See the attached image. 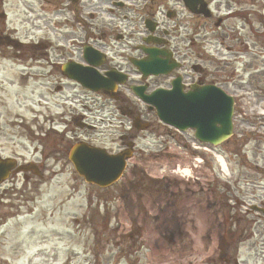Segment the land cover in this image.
I'll return each mask as SVG.
<instances>
[{
	"label": "rangeland",
	"instance_id": "374dc122",
	"mask_svg": "<svg viewBox=\"0 0 264 264\" xmlns=\"http://www.w3.org/2000/svg\"><path fill=\"white\" fill-rule=\"evenodd\" d=\"M231 1L213 0L210 5L215 20L229 17L212 34L210 66L224 70L228 77L237 73L241 77L224 86L238 97L233 140L212 150L223 156L225 165L194 142L192 131L180 133L149 113L153 129L141 139L129 165L141 171L128 169L117 185L106 190L86 184L68 156L53 153L60 137L47 134L62 132L65 115L71 110L76 114L74 109L82 113L92 100L79 98L80 90L57 91L60 84L54 78L48 91L49 68H43L44 59L37 61L27 51L16 55L18 51L0 47V156L14 158L19 164L34 162L42 169V177L28 172L26 181L24 173H18L0 186V264H128L125 239L130 229L135 234L142 228V243L151 250L148 239L160 243L164 233L179 227L183 235L177 251L185 252L184 239H194L193 249L201 257L190 260L208 264L205 244L211 238V264H221L218 246L226 230L223 216L227 212L230 220L236 212L238 218V210L219 211L216 201L204 191L206 182L212 175L219 177L215 183H225L233 204L240 200L252 205L253 193H264V0ZM29 5L30 0H0V13L7 12L6 19L0 17V29L30 46L43 43L50 35L58 42L75 34L73 29L56 28L60 18L41 17L36 6L35 13L29 12ZM237 11L247 18L231 16ZM182 16L189 19L187 13ZM164 18L166 24H172ZM224 36L227 39L222 44ZM112 115L108 108L97 112L94 122L103 128L101 134L98 130L95 134L100 136V144L111 145L118 123ZM76 134L92 136L86 129H78L70 137ZM138 149H144L146 156L141 157ZM146 178L159 183L151 184ZM252 229L253 237L243 245L234 241L241 264H262L264 258L259 254L264 248V221ZM146 249L140 253L144 262L152 258ZM187 249L185 255H179L180 264L193 250Z\"/></svg>",
	"mask_w": 264,
	"mask_h": 264
},
{
	"label": "flooded vegetation",
	"instance_id": "af4514ba",
	"mask_svg": "<svg viewBox=\"0 0 264 264\" xmlns=\"http://www.w3.org/2000/svg\"><path fill=\"white\" fill-rule=\"evenodd\" d=\"M177 1L30 0L29 12L35 13L33 6H36L41 17L60 18V21L55 23L56 28L60 26L61 29L76 30L71 38L65 37L55 42L56 40H53L51 38L53 36L50 35L51 37L47 38L44 44L35 42L29 45L27 50L22 45H16L20 49L19 53L27 51L31 59L37 61L44 59L45 67L43 68H49L48 76H46L48 91L51 78H54L55 81L60 80L64 84L57 89L80 90L79 98H84L85 102H89L88 99L92 100L91 104L84 105L83 113L74 109L76 114L71 110L65 115L66 118L63 121L65 136L71 132L76 133L78 129H87L81 127L85 126V123L94 125V129L87 131L96 132L99 125L94 122L97 112L106 108L114 113V117L122 127L128 123L122 118L147 119L149 106L145 105L138 95H149L159 89L173 88L179 89L180 95L192 93L198 86L216 84L223 87L235 83L228 80L224 70L221 69L219 72L211 68L213 55L211 36L214 30L208 27V21L212 17L200 14L199 6H196L190 11L192 18L187 22L183 19L182 12L174 9L180 3ZM212 2L213 0H206L207 4ZM106 16L109 18L108 21ZM164 17L172 21V24H166ZM50 33L55 34L52 31ZM221 41L223 44L226 43V37L224 36ZM151 52L158 53L157 58H152ZM150 57L157 62L159 59L160 64L167 62L173 68L168 74L144 76L136 63L147 61ZM72 64L94 69L100 76L109 77L114 80L116 90L111 92L104 89L94 92L84 89L70 78L76 76L78 71V67ZM88 73L94 72L87 70ZM108 73L111 74L108 75ZM92 117H94L93 120ZM98 134H101L100 131ZM81 136L82 134H76L77 139ZM83 137L88 141H100L98 135ZM120 137L129 144L130 139L135 141L139 136L124 130ZM253 200L264 209L263 192H254ZM244 207L246 216H253L254 225L263 223L264 213L262 217L256 218L247 205ZM182 235L180 227L176 231L164 233L161 242L166 243L165 248L162 244H155L157 239H149L152 246L150 251L152 258L145 262L142 260L143 254L140 255L141 259L137 257L140 247L138 250L134 248L136 246L134 243L138 239H128L133 243L128 245V264H180L179 255H185V252L177 251L182 243L180 239ZM130 237L133 238V235ZM184 240L186 245L194 248V239ZM207 241L205 250L208 252H205L204 259L211 261V238ZM262 250L263 252L259 254L264 257V248ZM189 253V258L185 259L186 262L183 264H195V261L190 260L191 257H201L194 249ZM133 254L137 257L135 261ZM262 264H264V258Z\"/></svg>",
	"mask_w": 264,
	"mask_h": 264
},
{
	"label": "water",
	"instance_id": "95a60500",
	"mask_svg": "<svg viewBox=\"0 0 264 264\" xmlns=\"http://www.w3.org/2000/svg\"><path fill=\"white\" fill-rule=\"evenodd\" d=\"M190 8L201 5L200 12L208 14L206 5L202 0H185ZM153 53V52H151ZM158 53H153L151 57L157 58ZM149 60L139 64L145 75L158 74L172 68L160 66V62ZM157 62V63H153ZM82 70L87 68L78 67ZM99 77L97 74H95ZM84 86L94 90L102 88L113 90L114 81H106L94 75L85 76L79 74L77 77ZM112 83V86H110ZM178 91V90H177ZM151 104V108H156L158 116L165 122L174 125L181 130L193 127L196 129V136L204 141L214 144L221 143L232 134L233 99L215 87L197 88L195 92L181 98L175 91L158 90L151 96H142ZM130 154L123 152L118 155H109L105 150L91 147L85 143L75 145L69 155L77 172L89 183L97 184L100 187H107L117 181L123 174L126 166V158ZM16 166L12 159H2L0 157V184L6 180L11 170ZM27 170L28 167H19L17 171Z\"/></svg>",
	"mask_w": 264,
	"mask_h": 264
}]
</instances>
